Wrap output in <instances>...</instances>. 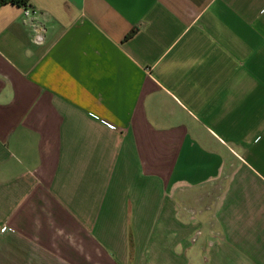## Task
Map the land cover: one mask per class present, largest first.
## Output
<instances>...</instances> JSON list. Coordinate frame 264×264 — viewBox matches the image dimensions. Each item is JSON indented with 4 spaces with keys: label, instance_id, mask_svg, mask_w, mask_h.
I'll list each match as a JSON object with an SVG mask.
<instances>
[{
    "label": "crops",
    "instance_id": "obj_1",
    "mask_svg": "<svg viewBox=\"0 0 264 264\" xmlns=\"http://www.w3.org/2000/svg\"><path fill=\"white\" fill-rule=\"evenodd\" d=\"M29 3L40 44L0 7V264H264V0Z\"/></svg>",
    "mask_w": 264,
    "mask_h": 264
},
{
    "label": "built area",
    "instance_id": "obj_2",
    "mask_svg": "<svg viewBox=\"0 0 264 264\" xmlns=\"http://www.w3.org/2000/svg\"><path fill=\"white\" fill-rule=\"evenodd\" d=\"M24 13L26 20H28L33 27V41L37 44L42 43L45 39V26L36 19L35 11L31 6L24 8Z\"/></svg>",
    "mask_w": 264,
    "mask_h": 264
},
{
    "label": "trees",
    "instance_id": "obj_3",
    "mask_svg": "<svg viewBox=\"0 0 264 264\" xmlns=\"http://www.w3.org/2000/svg\"><path fill=\"white\" fill-rule=\"evenodd\" d=\"M6 4H13V5H16L19 7H23V8L30 6L29 0H0V7H2L3 5H6ZM134 32H135V30H133L130 33V35L133 34Z\"/></svg>",
    "mask_w": 264,
    "mask_h": 264
}]
</instances>
